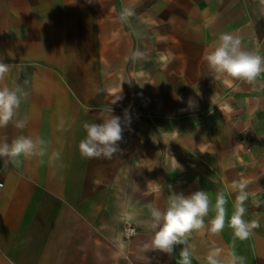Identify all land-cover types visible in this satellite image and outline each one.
I'll use <instances>...</instances> for the list:
<instances>
[{
	"label": "crops",
	"instance_id": "0c3cea01",
	"mask_svg": "<svg viewBox=\"0 0 264 264\" xmlns=\"http://www.w3.org/2000/svg\"><path fill=\"white\" fill-rule=\"evenodd\" d=\"M125 8L134 14L121 20ZM221 33L264 56V3L0 0V59L10 64L0 88L18 84L29 94L0 128V143L45 141L43 156L7 166L0 158V264H182L184 247L191 264H208L216 249L225 264L233 253L264 264V73L249 83L210 70L203 55ZM137 49L145 56L133 61ZM110 111L125 124L121 152L82 157L83 124ZM241 184L244 219L259 221L243 241L230 227ZM196 191L210 199L205 228L171 255L145 252L149 206L163 210L171 193ZM221 192L225 226L213 234Z\"/></svg>",
	"mask_w": 264,
	"mask_h": 264
},
{
	"label": "clouds",
	"instance_id": "9594fccd",
	"mask_svg": "<svg viewBox=\"0 0 264 264\" xmlns=\"http://www.w3.org/2000/svg\"><path fill=\"white\" fill-rule=\"evenodd\" d=\"M264 3V0H261ZM133 11L125 8L121 13V20H127L133 15ZM144 52L135 50L131 53L130 59L133 61L143 58ZM203 59L206 61L210 70L218 76H227L235 80L252 83L258 76L264 73V56L257 52L245 50L242 47L241 38L232 33H221L214 47L205 50ZM10 70V64L0 59V80H3ZM130 82V81H129ZM121 87V85H120ZM143 87V86H141ZM122 91V89H121ZM28 92L20 85L12 88H0V128L7 127L14 121L17 110L22 100H26ZM122 97H115L111 103L115 104ZM177 100H182L176 96ZM188 107H194V101L189 98ZM124 120L130 127L131 118L125 110ZM27 120L15 121L17 128H24ZM86 137L79 142V152L85 158H107L111 159L115 154L120 153V142L123 140L125 124L122 123L120 116L110 114L100 116V122L83 124ZM43 139L34 140L30 136L20 135L10 143H0V158H4L5 166L10 162H18L21 157L30 158L36 155H45ZM59 152L52 153V160L60 159ZM176 170H182L174 157ZM151 170V169H149ZM170 187V186H169ZM246 185H240L239 194L236 196L234 212L230 218V227L234 236L239 240H247L253 230L259 227V221L244 219L247 211L245 203L248 200V193L244 190ZM227 203L224 194L218 193L216 197V215L210 221L209 230L213 234H219L225 226V204ZM255 206L259 207L260 202L254 201ZM151 220L145 222L154 231L149 243L143 248L146 251L160 250L164 253L172 254L175 246L186 242L188 235L192 231H199L205 228L204 217L208 215L210 209V199L205 191H196L190 195L171 193L167 200V206L163 210L157 206L150 205ZM220 250L216 249L209 253L208 264H225L219 259ZM182 264H191V251L188 247L182 248L180 252ZM226 264H245V258L236 256L235 253Z\"/></svg>",
	"mask_w": 264,
	"mask_h": 264
},
{
	"label": "built area",
	"instance_id": "2783aa9c",
	"mask_svg": "<svg viewBox=\"0 0 264 264\" xmlns=\"http://www.w3.org/2000/svg\"><path fill=\"white\" fill-rule=\"evenodd\" d=\"M5 184L0 180V194L3 191Z\"/></svg>",
	"mask_w": 264,
	"mask_h": 264
}]
</instances>
